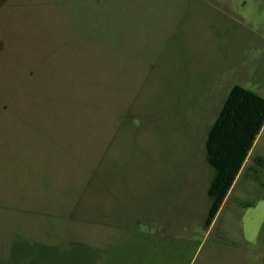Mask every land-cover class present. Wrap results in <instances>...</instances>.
Wrapping results in <instances>:
<instances>
[{
  "label": "rangeland",
  "instance_id": "obj_1",
  "mask_svg": "<svg viewBox=\"0 0 264 264\" xmlns=\"http://www.w3.org/2000/svg\"><path fill=\"white\" fill-rule=\"evenodd\" d=\"M234 84L264 0H0V264H264V124L203 227Z\"/></svg>",
  "mask_w": 264,
  "mask_h": 264
},
{
  "label": "trees",
  "instance_id": "obj_2",
  "mask_svg": "<svg viewBox=\"0 0 264 264\" xmlns=\"http://www.w3.org/2000/svg\"><path fill=\"white\" fill-rule=\"evenodd\" d=\"M264 124V97L256 91L234 84L206 132L204 157L213 175L206 189L209 206L203 221L208 228L239 175L256 137ZM248 167L257 177L264 169L260 155ZM247 203L244 207L249 206Z\"/></svg>",
  "mask_w": 264,
  "mask_h": 264
},
{
  "label": "crops",
  "instance_id": "obj_3",
  "mask_svg": "<svg viewBox=\"0 0 264 264\" xmlns=\"http://www.w3.org/2000/svg\"><path fill=\"white\" fill-rule=\"evenodd\" d=\"M260 94V93H259Z\"/></svg>",
  "mask_w": 264,
  "mask_h": 264
}]
</instances>
